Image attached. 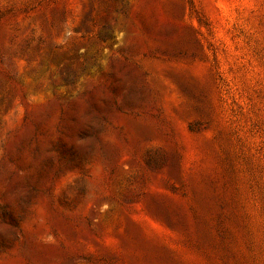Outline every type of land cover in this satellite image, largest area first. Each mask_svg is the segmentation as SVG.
Masks as SVG:
<instances>
[{
	"label": "rangeland",
	"instance_id": "obj_1",
	"mask_svg": "<svg viewBox=\"0 0 264 264\" xmlns=\"http://www.w3.org/2000/svg\"><path fill=\"white\" fill-rule=\"evenodd\" d=\"M0 264H264V0H0Z\"/></svg>",
	"mask_w": 264,
	"mask_h": 264
}]
</instances>
